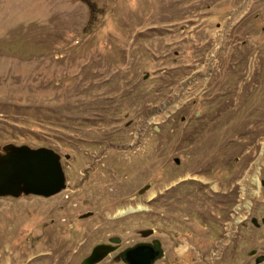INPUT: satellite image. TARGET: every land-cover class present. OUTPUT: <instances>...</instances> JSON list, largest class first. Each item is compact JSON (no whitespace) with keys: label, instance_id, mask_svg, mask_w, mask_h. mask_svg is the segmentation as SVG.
Segmentation results:
<instances>
[{"label":"rangeland","instance_id":"374dc122","mask_svg":"<svg viewBox=\"0 0 264 264\" xmlns=\"http://www.w3.org/2000/svg\"><path fill=\"white\" fill-rule=\"evenodd\" d=\"M23 145L66 187L0 196V264L154 238V264H264V0H0V155Z\"/></svg>","mask_w":264,"mask_h":264},{"label":"water","instance_id":"95a60500","mask_svg":"<svg viewBox=\"0 0 264 264\" xmlns=\"http://www.w3.org/2000/svg\"><path fill=\"white\" fill-rule=\"evenodd\" d=\"M65 187L66 176L61 156L51 148L34 149L23 145L0 155V196L17 197L24 192L49 197ZM153 233V228L142 231L144 237ZM112 241L119 242L120 239L116 237ZM114 250L111 244H99L83 264H96ZM164 253L162 242L154 239L152 242L140 241L128 246L118 254V259L127 264H154ZM256 261H264V255L258 256Z\"/></svg>","mask_w":264,"mask_h":264},{"label":"bare ground","instance_id":"6f19581e","mask_svg":"<svg viewBox=\"0 0 264 264\" xmlns=\"http://www.w3.org/2000/svg\"><path fill=\"white\" fill-rule=\"evenodd\" d=\"M129 210H134V208L131 207V208H128V209H120V210H118V213H119V214H123V213H125V212H127V211H129Z\"/></svg>","mask_w":264,"mask_h":264},{"label":"flooded vegetation","instance_id":"af4514ba","mask_svg":"<svg viewBox=\"0 0 264 264\" xmlns=\"http://www.w3.org/2000/svg\"><path fill=\"white\" fill-rule=\"evenodd\" d=\"M150 229H151V228H150ZM154 239H156V238H154ZM154 239H153V240H154ZM153 240H152V241H153ZM152 241H150V242H152ZM139 242H140V241H139ZM146 242H148V241H146ZM133 245H134V244H133Z\"/></svg>","mask_w":264,"mask_h":264}]
</instances>
